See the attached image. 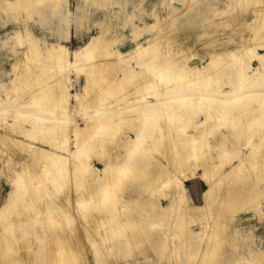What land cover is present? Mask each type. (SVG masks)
I'll return each mask as SVG.
<instances>
[{"label":"rangeland","instance_id":"374dc122","mask_svg":"<svg viewBox=\"0 0 264 264\" xmlns=\"http://www.w3.org/2000/svg\"><path fill=\"white\" fill-rule=\"evenodd\" d=\"M41 1L31 0L33 11L21 14L19 18L17 9L11 6L16 0H0V206L11 191L8 183L10 174L19 173L22 167L26 169L29 166L41 171L44 162L38 161L39 155L34 156L31 151L50 145L53 140L47 132L58 120L65 118L63 124L66 133H70V148L75 149L76 130L79 128L90 133L96 127H91L90 123L99 118L98 112L107 111L113 119L110 123H103L102 131L91 132L94 133L89 141L91 146L99 144L103 149L97 148L89 155L87 175L71 160L72 170L66 188L58 190L44 179L45 190L43 193L34 191V201L23 197V205L26 206L20 205L18 212L6 222L9 226L7 235H12V240L18 239L12 241L16 243H13L14 251L10 254L14 263L51 264L54 260L55 235L46 223L51 204L58 207V213L69 211L70 221L74 223L72 228L60 231V234L70 231L72 237V246L63 244L67 250L59 256L64 262L70 261L67 264H99L97 259L103 261L101 264L253 263L252 254L264 253V125L257 124L264 122V80L256 87L248 88L247 95L235 102L232 97L237 85L234 73L221 72L219 81H212L207 73L206 81H200L201 93L203 89L212 93L227 92L224 97L215 98L219 104L224 100L221 105L232 108L229 110L232 113L242 114L241 107L252 110V113L262 112L263 118L252 122V127L249 118L231 120L228 117V121H224L220 115L223 109L217 112L210 107L206 112L195 114L194 120L193 116L185 117L184 122L189 126L181 131L186 136L182 146L179 138L174 137L177 138L175 140L165 135V118L158 120L164 126L155 133L157 122L145 119L146 115L154 113L150 108L146 109L147 101L153 99L145 89L135 87L138 83L124 79V72L142 68L139 61H147L151 51L150 39L154 36L155 44H161L157 61H161L163 56L173 60L171 56L178 55L176 60L181 61V65L186 62L190 66L204 68L216 54L226 56L235 50H243L253 39L257 26H264V0H60L61 11L57 9L58 0ZM83 12L88 14L89 20L85 25H79L77 16ZM62 16L70 17L69 29L61 22ZM102 30H107L106 38L112 42V49L128 53L142 44L147 46L146 53L142 51L131 60L119 58V64L102 68L101 75L98 74L101 76L98 80L100 85L94 86L90 94V98L93 94L96 97H93L96 103H91L93 107L86 105V76L75 70L70 72L67 82L70 99L64 116L60 107H53L52 98L43 107H31L35 102L32 95L35 90L41 91V87L39 90L31 89L23 79L22 63L29 44L36 41L42 50L47 45H65L75 52L86 46L92 37L100 35ZM137 30H142L138 40L135 38ZM20 32L24 34L19 35ZM255 39L250 45H257L256 53L263 55L264 47H259L260 41ZM121 60L127 64V69H123ZM40 64L49 68L51 62L43 54ZM19 65L21 69H18ZM263 70L264 62L254 58L248 74L262 71L260 74L264 77ZM47 77V87L56 86L58 78ZM77 96L85 105L78 104ZM199 98L200 94L192 100L196 104ZM215 104L214 107H219ZM211 113L214 118L207 121L206 116ZM234 124L238 137L232 134ZM35 126L40 128L33 136L30 130ZM138 132L143 140L129 153ZM86 133L82 131L80 136ZM226 133L230 136L227 141L222 139ZM28 134L31 137L27 138ZM244 135L250 136L248 140ZM173 146L182 149L180 154L185 150L189 155L184 163L173 160ZM197 147H205L207 156L201 153L195 157ZM236 156L243 157L244 161L240 163ZM254 161L260 163L257 169L246 170V163ZM107 163L119 167L120 174V187L118 193H114L112 206L103 205L100 200L101 179H105ZM209 164L213 169H208ZM166 169L181 183L183 200L172 197L173 183L165 174ZM260 188H263V197L259 201L247 199L233 208V203H223L218 199L202 215L194 214L195 217L189 210L190 207L205 205L202 196L206 190L205 198L210 202L216 192L226 198L229 194H239L246 199V195L255 196ZM36 215L38 219L31 222ZM206 229L208 233L202 238ZM216 229L219 230L217 237L212 235Z\"/></svg>","mask_w":264,"mask_h":264},{"label":"bare ground","instance_id":"6f19581e","mask_svg":"<svg viewBox=\"0 0 264 264\" xmlns=\"http://www.w3.org/2000/svg\"><path fill=\"white\" fill-rule=\"evenodd\" d=\"M44 1L45 0H42L40 3ZM58 4L59 5L57 9L61 11L60 0H58ZM11 6L17 9V17L19 16L21 17V14L31 13V11H33L31 0H16V2L11 3ZM53 9H54L53 12L56 13L55 8ZM39 12H42V11L39 10ZM77 19L79 20V25H82V24L85 25L87 23V20H89L88 14L83 12L82 14L77 16ZM60 20L61 22L65 23L69 29L70 24H71L70 17L62 16ZM138 31L139 30H137L135 33L136 40H138L142 34V30L139 32ZM23 32H20L19 35H21ZM163 32H165V30ZM106 35H107V30H102L100 32V35L92 37L91 40L88 42V44H86V46H84L82 49L75 51V52H71L68 49V47L65 45H60L57 47L52 46V45H47L46 49L42 50L41 48H39L38 44L35 43L36 41H33L32 43H30L28 46L29 48H27L28 50L25 52V54L23 53L24 59H25V62L22 63L23 69H24L23 79L25 78L24 79L25 83H27L31 87V89L37 88L39 90V88L41 87V91L40 90L37 92H35L36 90L34 91L32 97L35 102H34V105H32L31 107H38V106L43 107V105H47L48 100H51L50 98H52L53 100L52 103H54L53 104L54 106L53 105L52 106L57 107V108L60 107L62 109L61 111H63L62 115L64 116L66 114V111L68 110L67 107H68V102L70 99L69 86L67 85V82L69 80L68 79L69 74L72 70L73 71L75 70L78 73L84 74L86 76L87 82L85 84V89H86V92L88 93V99L86 100L87 101L86 105L93 107L91 103H96L94 100V98L96 97H94V94H93L94 98L93 97L90 98L91 97L90 94L92 93L93 89H95L94 86L100 85L98 80L101 76H99L98 74L101 75L102 68L105 66L111 67L112 65L114 66L116 64H119L120 62L119 58H123V59L129 58L131 60V59H135L137 57V54L142 53V51L146 53L145 49H147V46H143L142 44H139L137 48L131 50L128 53H120L119 51L112 49V42L106 38ZM263 36H264V26L263 24H259L254 31V37L256 39L258 38L257 40L260 41V44H258L259 47H264ZM253 39L252 38L250 39V43L251 41H253ZM150 40H149L151 42L149 46L151 48L150 49L151 51H149L150 56L147 57V61H143V60L139 61V65H142V68L140 70L138 71L130 70V69L128 70L127 64L124 63V60H121V62H123L122 63L124 67L123 69L125 68L127 69L124 72V79L131 81L134 84L138 83L135 87L139 86L138 90L145 89V91H147L146 94L150 95L151 98L153 99V100L149 99V101H147L146 109L150 108L151 111H153L154 113L151 116L146 115L145 119L148 122H155V123L157 122L156 123L157 131L155 133H158L160 131V127L165 125V128H166L165 135L173 139H175L174 137L179 138L180 144L184 146L183 140L186 138V136L181 131L184 130L185 126H189L188 123L184 122L185 117L193 116L192 117L193 119L194 117H196L194 116L195 114L201 113L204 111L206 112V110H208L210 107L213 109H216L215 111L217 112H221L218 109L222 108L224 112L221 113L220 115H222V117L224 118V121H226V119L228 121L229 119L228 117H231L232 118L231 120L238 119V117H242L246 119L249 118L251 121V124L254 121H261V118H263L262 112L252 113V110H249L246 107H241L240 110L242 111L240 112H242V114H238L236 112L232 113L231 111H229V110H233L232 108L221 105L225 103L223 102L224 100H222L221 104H219V102L215 98L220 97L221 95L222 97H224V95L228 94L227 92L212 93L208 91L207 89H203L201 93V90L199 89L201 82L204 83V81H206L204 77H206L205 75L207 73L212 81L213 80L219 81L218 76L221 72L223 71L227 73L233 72L234 79L237 85L234 87L232 97H234L235 102L238 99H243L244 96L247 95L246 90L248 88L251 89L253 87H256L258 84H260L259 82H262L264 80V77L260 74L262 73V71H260V73L255 72L252 75L248 74V69L250 68V64L254 58L255 59L258 58L259 60H261V62H264V54L260 55L259 53H256L257 49L255 47L257 45L254 47L253 43L251 45L249 43L243 50L242 49L235 50L234 52H231L230 54L226 56L222 54H216V57L212 59V62L209 64V66L202 68V67L194 66L192 64H191L192 66H190V64H187L186 62L182 65L179 64L181 63V61L179 62L178 60H176V57L177 58L179 57L178 55L176 56L172 55L171 57L173 60L164 59V56L162 59V56H161L162 60L157 61V56L160 54L159 46H161V44L160 45L159 43L155 44L156 42V41L154 42L155 36L153 39H150ZM252 45L254 48L252 47ZM43 54H45V57L49 59L51 62V65L49 68L43 64H40V61H42L43 59ZM167 61H169V65H166ZM221 61L223 62L221 63ZM18 64H21V63H18ZM18 67H20L18 69H21L20 65ZM47 76L58 78L56 82V86L47 87L48 85L46 84L47 83L46 78L48 79ZM142 83L144 84L140 85ZM199 94H200L199 101L198 103L195 104L192 99H194ZM77 99H78V104L80 106L85 105V102L83 101L82 98L77 96ZM215 101H216V104H215ZM214 104L219 105V107H214ZM226 104L228 105V103ZM95 105L97 106V104ZM115 109H118V108H115ZM190 112H193L192 115L190 114ZM98 116L99 118L96 117V119L93 121V124L90 123L91 127L92 125L96 126L94 127L92 131H89L90 133H86V131H84L83 129H79V128L76 130L75 135H74L75 136V140H74L75 149L70 148V145H71L70 144L71 141L69 139L70 133H66L67 129L65 128L63 124L65 118L62 117L61 118L62 120L59 118L60 120H58L56 124L51 126L47 132L48 137H50L51 140H53L51 141L50 145L42 148L41 150H37V151L35 148H33L31 151L32 155L34 156L36 154L39 155L38 157L40 158H36L38 161L42 163L44 162V165L41 168V171H37L36 169L33 170L28 165L30 167V168L28 167L29 170L28 168L23 169L22 167V171L20 170L21 172L19 171V173L10 174L8 176V183L11 186V191H10V194L6 202L2 206H0V226H1L0 227V263L1 264H15L14 263L15 260L10 258V254H12V252L14 251L13 245L16 243L13 242L14 243L13 244L12 241L15 240L16 238H13L12 240V238H10V236L12 237V235H7L9 226L6 224V222L10 220L13 214H16L18 212V208L20 207V205L24 207L26 206V205H23V201H25L23 197L24 198L29 197L28 200L31 199L34 201V191H38L39 193L44 192L45 190L44 183L46 182L45 180L50 181V183H52V185L58 190L66 188L69 184L68 176H69L70 171L72 170V166H71L72 162L75 166L77 165L80 166V169H82L81 171L84 173V175H87L89 173L88 165H87L88 164L87 160L89 158V155L91 154L93 150L97 148L101 150L103 149L101 145L98 146L99 144L97 146L96 144L94 146H91L92 144L89 141L91 140L92 134H94L96 131L98 132L102 131V128L104 127L103 123H108V122L110 123V120L113 119L112 118L113 115L111 114L108 115L107 111H103L101 113L98 112ZM206 117L208 121L209 119L214 118V115L211 113V114H207ZM164 118L167 120V125L166 123L163 125L162 123L158 122V120H164ZM166 120L164 122H166ZM257 124L258 126H262L264 125V122L262 123L259 122ZM253 126L254 125L252 124V127ZM233 127L234 128H233L232 134L234 137H238L236 136L238 135V132L236 130V125L234 124ZM38 128L40 127L35 126L34 128L30 130V133L33 136H35L36 134H38ZM82 131L83 133H86V134H83V137L80 136V133ZM8 132H11V131H8ZM59 132H61V136L58 137ZM91 132H94V133L91 134ZM155 133H152L151 135H154ZM209 133H212V131H210ZM31 134H28L27 138L29 136L31 137ZM198 134L200 133L198 132ZM136 135H137L136 138L132 142V146L129 148V153H132L133 148L137 149L139 144L143 140L141 133L138 132ZM245 136L247 135H244V137ZM149 137H154V136H149ZM229 137H230L229 134L226 133L222 136V139L227 141ZM249 137L250 136H247L246 140H248ZM173 139L172 141L176 140V139L175 140ZM176 142H173V144ZM180 144L178 145V147L180 146ZM174 146H176V144ZM174 146H173V151L175 153H173V156H172L173 160L179 164L184 163L185 159H187V157L189 158V155H186L185 150H183V152L180 154V151L182 149L174 147ZM143 149L144 148H141V150ZM196 149H197L196 155H194L195 157H199L201 153L204 154V156H207L205 147H201V148L197 147ZM141 150H139V152ZM236 157L238 158L240 163L244 161L243 157L241 156H236ZM36 159H34V161L37 162ZM71 160L73 161L71 162ZM259 164L260 163H258L257 161H254L253 163H248V164L246 163L245 167H247L246 170L253 171L257 169ZM121 167H123V165ZM118 169L119 167L115 168L113 164L107 163L106 165L105 179L104 178L101 179V185H100V192H101L100 200H101V203H103V205L109 204L112 206V204L115 202V197L113 196H114L115 191H117L118 187H120L119 185L120 174L118 173ZM208 169L209 170L213 169V167L209 164ZM239 172L243 173V170L239 169ZM165 174H167L169 181L173 183L172 184V189H173L172 197H174V199H177V200L178 199L183 200L184 192H183V189L181 188V183L178 180H176L174 175L167 169L165 170ZM260 176H261V173H260ZM40 183H42L41 184L42 187H40ZM212 183L214 184V181H212ZM239 190L245 191V189H239ZM236 192H239V191H236ZM235 196L238 198L241 195L235 194ZM51 205H53L52 208L50 207ZM51 205L49 206L50 208H48L47 210L50 212L49 213L50 215L47 216L48 220L46 221V223L48 222L47 224L50 229V232H52L55 235L53 244L57 246L55 248L56 250L55 255H54L55 258L54 260L52 259L51 262L54 264H65V263L67 264L70 261L64 262L59 256L61 252L67 250V247L64 245H66L67 243L71 245L70 238L72 237H71L70 231L64 232L63 234H60V231L61 229H67L68 227L72 228L74 223L70 221L71 215L69 211H61V212L59 211L60 213H58V210L56 211L57 206L54 204H51ZM38 215H36L35 218L31 220V222L38 219ZM4 218H7V219L4 223H2ZM106 226L108 227L109 225H106ZM214 232L215 230L212 231L213 235H214ZM217 232H218V229L216 230V233ZM206 233H208L207 229L204 232V236ZM17 240L18 239H16V241ZM97 261L99 264L103 262L102 260L100 262L99 259H97ZM263 261H264V253H258L254 257V262L250 264H262Z\"/></svg>","mask_w":264,"mask_h":264},{"label":"crops","instance_id":"0c3cea01","mask_svg":"<svg viewBox=\"0 0 264 264\" xmlns=\"http://www.w3.org/2000/svg\"><path fill=\"white\" fill-rule=\"evenodd\" d=\"M76 33L77 34H81V32H77V30H76ZM207 179V178H206ZM207 182V181H206ZM207 185H208V187H209V184H208V182H207ZM185 188H186V185H185ZM209 189V188H208ZM263 188H260L259 189V192L255 195V196H250V195H246L245 197H246V199H242V197L240 198V197H236L235 196V194H229V195H227V198L225 197V195L223 196V195H220V193L219 192H216V193H214L213 195H212V199L210 200V202H207L206 201V198H205V193L207 192V190L204 192V194H203V199L205 200V205H202V206H197V207H190L189 208V210L191 209V212H192V215H194V214H197L198 213V216L199 215H202L205 211H207V209L208 208H210L211 207V204L212 203H214V202H216V201H218V199L220 200L221 199V202H227V203H233L234 205H233V208H236L237 207V205H239L241 202L243 203L244 201H247V199H250V201L251 200H256V201H259V199L261 198V197H263L262 196V190ZM234 196V197H233ZM237 198V199H236ZM208 207V208H207ZM208 213L210 214L211 213V210L210 211H208ZM194 217H195V215H194ZM224 224L222 223V225L220 226L221 228H222V226H223ZM219 227V226H218ZM217 230V229H216ZM216 230H215V232H214V235L213 236H215V237H217V235H218V232H219V230H218V232L216 233ZM205 236H204V233H203V236H202V238H204ZM214 253H216V252H214ZM256 254H258V253H254V254H252L253 255V258L255 257V255ZM191 256V255H190ZM209 256H211V255H209ZM240 261V260H239Z\"/></svg>","mask_w":264,"mask_h":264}]
</instances>
